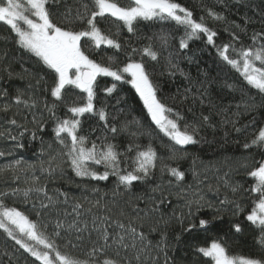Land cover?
I'll use <instances>...</instances> for the list:
<instances>
[{"label": "trees", "instance_id": "obj_1", "mask_svg": "<svg viewBox=\"0 0 264 264\" xmlns=\"http://www.w3.org/2000/svg\"><path fill=\"white\" fill-rule=\"evenodd\" d=\"M118 2L128 6L131 0ZM176 2L189 9L197 22L203 18L217 32L213 44L207 42L206 34L200 33L186 41L187 48H182L180 41L186 39L184 26L173 20L138 19L134 31L129 32L123 22L107 15L97 19L98 26L121 47L94 48L87 38L81 41L90 59L112 70H122L130 62H142L157 98L172 109L166 112L168 118L177 119L181 130L185 125L197 129V143L179 146L152 120L143 99L127 82L131 79L129 74L124 73L121 81L97 76L94 105L96 110L102 108L107 113V123L95 113L79 117L77 135L87 138L85 147H91L92 142L98 148L108 143L115 145L121 154L122 174L135 167L137 151L151 146L157 155L151 174L127 188L117 186L118 179L110 169L108 180L76 175L68 148L57 140L54 129L58 119L72 118L68 109L85 102L86 93L70 85L66 86L62 100L53 97L50 91L55 80L53 71L19 44L9 25L0 22V153H3L0 199L35 222L61 254L83 264H101L105 258L118 259L121 264H165V260L168 264H213L197 251L213 240L221 243L231 256L264 259L260 229L246 219L254 201L259 199V194L251 191L256 179L248 173L264 161V148L251 145L259 129L264 128V93L248 85L241 71L227 64L217 51L222 45L233 43L236 52L230 48L229 56L239 59L241 48L264 45V0ZM84 5L88 6V12L95 10L93 0H58L48 7L54 23L78 31L85 29L86 24L82 21L68 24L65 13L74 18L77 10L84 13ZM209 10L224 19L210 18ZM232 33L239 40L233 42ZM253 35L257 36L255 41ZM149 47L158 53L156 60L143 52ZM256 66H261L259 61ZM112 84L116 85L115 90L106 92L104 89ZM20 91L30 101L29 105L15 103ZM31 99L36 101L34 105ZM5 105L9 106L7 111L3 110ZM53 105H56L54 114L48 111ZM205 116L209 118L207 121L203 120ZM34 117L43 124L42 129ZM13 119L16 124L11 123ZM113 126L117 129L115 133L110 131ZM32 131L36 132L35 137ZM12 136L17 139L12 140ZM61 138L65 145L70 144L66 134H61ZM21 143L23 148L18 146ZM246 143L251 146L245 148ZM88 167L97 173L105 171L104 164L90 162ZM172 168L183 172V178L174 176ZM40 188L44 191H37ZM25 190H30L27 196ZM236 203L242 211H236ZM77 204L82 207L76 208ZM138 216L144 218L142 222L137 221ZM199 219L212 223L206 229L184 231L190 222ZM117 220L126 225L131 221L132 226L144 232L145 244L147 241L151 244L145 247L137 240L133 248L126 236L125 243L130 245L127 249L114 239L108 241L111 247H106L98 239L97 229L104 224L113 238L125 235L116 226ZM235 224H240L242 230L235 231ZM162 233L166 234V240L157 247ZM18 238L23 237L18 234ZM102 246L106 247L105 253L92 254L94 247ZM37 247L49 251L59 264L54 252L42 245ZM0 264L42 262L0 228Z\"/></svg>", "mask_w": 264, "mask_h": 264}, {"label": "snow or ice", "instance_id": "obj_2", "mask_svg": "<svg viewBox=\"0 0 264 264\" xmlns=\"http://www.w3.org/2000/svg\"><path fill=\"white\" fill-rule=\"evenodd\" d=\"M57 2L58 0H24V3L21 0H0V22L9 25L17 34L19 44L24 49L33 53L48 69L53 71L55 80L53 81L54 86L50 89L53 97L57 100H62L66 86L70 85L86 93L85 102L68 109L72 114V118L58 119L54 129L57 140L68 148L67 155L76 175L80 177H92L98 180H108L110 169L111 174L115 175L118 179L117 186L124 185L127 188L134 181L145 180L151 174L152 169L156 167L157 155L151 146L144 151H137L134 160L135 167L132 171H126L122 174L119 169V157L121 154L116 151L115 145L108 143L98 148L96 143L92 142L91 147H85L87 138L77 135L81 125L79 117L86 113H95L99 116L100 120L107 123V113L102 108L96 110L94 105L97 76H111L116 81H121L124 80V73L130 74L131 79L127 82L133 85L143 99L152 120L176 144L189 145L197 143L195 139V131L197 129L194 126L185 125L183 130H181L177 119H169L165 115L166 112H172V109L167 108L157 98L156 88L149 79V72L142 62H130L122 70H112V68L103 66L101 63L90 59L89 55L82 49V39L87 38V41H90L94 48H99L101 45L120 48L121 45L106 35L98 26L97 19L104 18L106 15L123 22L129 32L134 31L133 25L138 19L173 20L178 25L184 26L186 39L182 38L180 41L182 48H187L186 41L198 37L200 33L206 34L207 42L213 44L217 32L208 27L203 18H200L199 22L193 19V13L176 2V0H131L128 6H121L118 0H93L95 10L91 12H88V6L84 5V13L77 10L74 18H68L67 13H65L68 24L75 21H82L86 24L85 29L77 31L65 26H58L53 22L48 6ZM25 3L27 7H25ZM209 16L215 20L224 19L220 14L211 10H209ZM21 24L26 25V28L21 27ZM243 30L241 29V31ZM232 37L233 42L239 40V37L235 33H232ZM252 39L255 41L257 36L253 35ZM230 48H232L234 53L236 52L233 43L224 44L219 47L217 51L220 57L227 64L241 71L248 85L264 93V45L259 48H241L238 53L239 59L229 56ZM143 52L152 60L157 59L158 53L150 47L145 48ZM257 61L260 62V67L256 66ZM37 82L39 83V81ZM229 87L231 86L229 85ZM115 88L116 85L112 84L111 87H107L104 90L112 93ZM4 94L7 95L6 92ZM23 95L22 91L18 92L15 97V103H23L27 106L30 101L24 99ZM35 103L36 101L31 99V104L34 105ZM45 106L47 107V105ZM8 107V105H5L3 110L7 111ZM55 107L56 105H53L52 108H48V111L54 114L53 109ZM176 115L178 119H182L179 113H176ZM208 119L206 116L203 117L205 121ZM33 120L42 129L43 124L35 121V117ZM11 123L16 124V120L13 119ZM190 127L192 131H189ZM24 130L29 131L27 128ZM110 131L115 133L117 129L113 126ZM237 131L239 130L237 129ZM61 134H66L70 138V144H64ZM20 135L22 136L23 133ZM32 136H36L35 131H32ZM11 139L16 140L17 138L12 136ZM251 145L264 148V128L259 129L258 133L251 140ZM251 145L246 143L244 147L249 148ZM18 146L23 148L24 145L21 143ZM131 147L129 145V150H131ZM0 155H3V153H0ZM89 161L97 165L104 164L105 171L103 173L92 171L87 166ZM171 172L178 179H182L184 176V173L178 171L176 168H172ZM248 175L256 179V183L251 191L258 193L259 199L254 201V206L246 219L260 229V244L264 246V161L260 162L259 167L249 172ZM232 190L235 192L237 189L234 187ZM29 191L25 190L24 195L27 196ZM37 191H44V189L40 188ZM79 207H82V205L77 204L76 208ZM242 210L239 203H236V211ZM136 219L142 222L144 218L138 216ZM115 223L125 235H117V237L113 238L104 224H101L97 229L99 232L98 239L102 240L106 247H111V245H108V241L114 239L117 245L127 249L130 245L125 243L126 236L131 239V247L133 248L136 247L137 240L141 244H145L146 236L144 232L138 231L137 227L132 226L131 221L127 225L119 220ZM181 223H183V220H181ZM211 223L212 220L199 219L198 222H190L188 228L184 229V231L191 232L197 228L206 229ZM69 227H73V225H69ZM233 227L237 232L242 230L240 224H235ZM0 228H3L13 240H16L18 244L30 252L38 261H41L42 264H56V262L50 256L49 251H41L37 245H42L45 249L54 252L56 261L59 264H83V262L70 255L61 254L56 246L49 242V239L39 231L35 222L31 221L28 216L17 208L5 205L2 199H0ZM151 230L155 231L156 229L152 228ZM18 234L23 238H18ZM24 238L33 243L26 242ZM165 240L166 234L162 233L161 242L156 246L160 247V244L164 243ZM150 244L151 241H147L145 247ZM105 246L99 249L94 247L92 254L95 255L97 251L105 253ZM197 251L203 254L204 257L210 258L213 264H264V259L261 258L231 256L227 253L225 247L216 240H213L207 247H199ZM118 255L119 253L117 252ZM137 259H139V254L137 255ZM101 264H121V262L118 259L105 258ZM165 264H168L167 260H165Z\"/></svg>", "mask_w": 264, "mask_h": 264}, {"label": "rangeland", "instance_id": "obj_3", "mask_svg": "<svg viewBox=\"0 0 264 264\" xmlns=\"http://www.w3.org/2000/svg\"><path fill=\"white\" fill-rule=\"evenodd\" d=\"M33 18H34V17H33ZM21 27H25V28H26V25L21 24ZM129 75H130V74H129ZM165 115H167V114L165 113ZM90 162H92V161H89L88 164H89ZM87 166H88V165H87Z\"/></svg>", "mask_w": 264, "mask_h": 264}, {"label": "water", "instance_id": "obj_4", "mask_svg": "<svg viewBox=\"0 0 264 264\" xmlns=\"http://www.w3.org/2000/svg\"><path fill=\"white\" fill-rule=\"evenodd\" d=\"M179 146H182L183 147V146H186V145H179Z\"/></svg>", "mask_w": 264, "mask_h": 264}]
</instances>
